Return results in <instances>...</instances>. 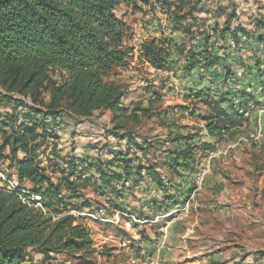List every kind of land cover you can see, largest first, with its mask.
Returning a JSON list of instances; mask_svg holds the SVG:
<instances>
[{"label": "trees", "instance_id": "1", "mask_svg": "<svg viewBox=\"0 0 264 264\" xmlns=\"http://www.w3.org/2000/svg\"><path fill=\"white\" fill-rule=\"evenodd\" d=\"M137 1L0 0V87L4 91L2 96L12 100L15 109L11 115L1 112L0 162H9L19 187L29 190V196H40L42 205L36 206L37 201L31 198L24 202L20 192L8 191L0 179V264H26L33 260L31 250L40 256L41 264H60L57 258L62 253L83 263L93 261L97 249L92 232L68 207V200L83 196L80 184L91 183L96 185L95 192L100 191L92 169L97 170L103 188L123 177L127 182L135 177V185L142 179L143 170H148L157 184L162 183L156 169L134 164L125 153L111 161L78 156L75 151L64 154L55 130L67 111L88 119L96 111L108 110L116 137L126 129L127 121L136 124L155 114L171 121L167 111H155V103L163 101L160 92H151L145 106L138 102L127 108L123 105V88L107 79L115 68H127L130 64L134 53L130 41L136 32L118 15V10L132 6L142 11ZM141 1L149 6V12L160 10L167 19V25L160 27V36L142 41V57L157 70L174 71L182 82L185 99L195 108L198 104L208 108L197 118L205 122L210 136L225 139L245 122L250 104L264 107V57L254 52L255 56L245 61L229 52L244 39L264 43V21L255 22L252 31L232 28L231 13L223 29H216L223 40L230 34L234 44L219 46L218 41L211 40V33L201 31L205 23L194 15L200 0ZM186 38H190V46ZM227 58L231 65L224 64ZM234 63L244 69L239 92L222 88L228 79L237 77ZM251 87L258 89L257 95L248 90ZM14 93L31 100L26 106L29 110L18 111L26 101L13 97ZM191 110L198 114L197 109ZM124 133L144 154L157 149V142H138L133 128ZM172 134L179 144L168 165L173 167L176 163L175 172L180 167L193 171L197 162V133L184 135L175 129ZM204 145V150L215 148ZM45 149L50 150L46 157ZM114 162L121 169L118 173L105 169ZM87 204L75 206L79 211L83 206L90 207Z\"/></svg>", "mask_w": 264, "mask_h": 264}, {"label": "rangeland", "instance_id": "2", "mask_svg": "<svg viewBox=\"0 0 264 264\" xmlns=\"http://www.w3.org/2000/svg\"><path fill=\"white\" fill-rule=\"evenodd\" d=\"M200 3V6H202L201 10L196 11L194 15L203 19L205 23L201 26V31L211 33L212 36L215 35L216 42L222 37L221 34H217V29H223L229 18V13H234L231 21L232 28L242 27L252 31L255 22L264 21V0H200ZM137 5L142 7L143 10L136 11L132 6H122L118 10V15L135 30L144 23L141 21L143 18L147 19L144 17V14H146L144 10L149 9L145 7L144 2L141 0L137 1ZM227 7L231 9L229 13L223 11ZM220 16H223V18ZM139 40L140 36L137 35L130 41V45L134 46V53L130 59L129 66L127 68H115L107 76V79L123 88L125 91L123 105L127 108L133 107L138 102H143L145 106L151 92H160L163 95V101L155 103V111L157 113L167 111L170 114L169 116H172L171 121L164 120L162 114H155L151 119H140L136 124L127 121L126 129L120 130L119 136L116 137L112 133L114 122L108 110L96 111L88 119L79 118L72 112L67 111L66 115L63 116V122L58 127H55V130L60 135L59 148L63 149L64 154H70L75 151L78 156L85 157L86 155L91 157V159L100 157L103 161H111L118 154L125 153L124 155L127 154L134 164H141L142 167L147 165L156 169L157 177L161 178L162 183L160 185L157 184L153 180L154 178L148 174V170H143L142 179L135 185H133L135 177L129 179L128 182L123 177L112 183L105 184L103 188L104 184L98 180L99 174L97 170L92 169V176L97 180L100 191L95 192L96 185L82 183L80 184L79 192L83 196L79 198L73 197L68 200V207L71 213L82 218L85 225L90 228L97 253L93 261L84 263L75 256L62 253L57 258V262L60 264H132L128 258L125 259L123 249L133 245L135 241H141L142 236H139L141 232L152 234L155 230L151 229L159 227L162 220L166 221L176 214L186 213L190 211L193 205L195 206V203H200L202 196L199 194L204 189L206 178L210 174L216 177L215 181L217 177H221L224 180V182H216V184L223 183L220 186L222 195H229L233 189L234 192L236 190L242 191V197L249 195L251 192V196L256 194L254 197L255 209H264L262 208L264 205V146L257 141L247 139L239 142L236 147L227 149L229 145L236 143L240 137H246L249 132L255 129H249L248 118L241 126V130L247 131V133L240 135L236 141H228L229 143H223L222 147H218L216 145L219 142L218 140H216L215 144L210 140L213 136L210 139H205L202 131V129H206L205 122L202 120L203 124H201V119H197V117L207 113L208 108L202 104H198L195 108L190 100L185 99L182 82L174 74V71H167L172 73L171 76L165 73L166 71H153L150 68L151 64L148 61L147 63L144 62L139 56ZM189 40L190 38L186 39V41ZM222 41L228 47V42L223 40V38ZM246 42L245 39L242 41L241 49V57L245 61H248L247 57L249 55H254V52H257V50H253L254 47H258L260 57H264V43L258 44L254 41V47L252 46L250 50ZM219 43L221 44V40H219ZM263 66L264 64H262L261 68ZM175 80L179 84L175 83ZM3 92L0 87V118H2L1 112L12 114L15 110L14 102L5 99L2 96ZM251 93L257 95L253 91ZM13 97L27 102L18 110L19 112L22 113V110H29L26 106L31 104V100L17 93H14ZM44 100L47 103L49 97L46 96ZM190 108L197 109L196 113L198 114L194 115ZM186 109H188V112ZM188 117L190 121H194L193 124H186L188 123ZM130 128L134 129L133 137L138 142H157V149H150L148 154H144L134 143L130 142V138L124 133L125 130ZM172 129H178L184 135L197 133L198 142L196 145H198V148L195 151L197 162L195 169L191 172L184 167H180L178 169L179 172H175L173 169L176 165L175 162L174 165L172 164L173 167L168 165V161L173 159V152L178 149L177 144H179L174 141ZM158 141L161 143H158ZM1 143L2 133L0 132ZM204 144H211L215 148L204 150ZM8 151L7 149L6 152ZM48 153H50V150L45 149V154L43 155L46 157ZM44 156V163H46ZM8 163V161L0 162V172L6 177L15 178L14 168L10 167ZM206 166H208V172L203 176L200 184L198 183V176L201 175ZM105 169H108L110 173H118L121 170L116 162L110 164L109 168L105 167ZM182 172H185V174H178ZM174 176L180 177L181 180L174 182ZM185 176L190 178L185 179ZM187 185L188 188H186ZM182 188L187 189L185 194L180 191L183 190ZM209 190L214 191V194L219 191L217 187ZM177 196L180 197L177 199ZM242 197L238 200L235 199L236 202L234 203L232 202L234 201L233 198H230L231 201L228 202L224 201L229 198H223V202L226 203L223 206L237 205L238 201L241 207H246L248 204H245L244 201L250 198ZM218 201L216 200L215 202ZM76 203L80 205L88 203L90 207L83 206V209L78 211L79 208L75 206ZM203 208H206V206ZM162 214L165 215L162 216ZM241 215L245 217V220L248 219V223H252L249 228L243 231V234L245 233L252 240L246 241L244 235L240 236V240L238 239V242L242 244L236 247L242 253V259L239 264H264V226H262L264 214L260 212L246 214L245 210H243ZM237 221L245 223L244 218L238 220L237 217ZM158 233L156 231V234ZM31 255L33 260L26 264H41V258L34 250H31ZM247 259H249V262L245 263Z\"/></svg>", "mask_w": 264, "mask_h": 264}, {"label": "crops", "instance_id": "3", "mask_svg": "<svg viewBox=\"0 0 264 264\" xmlns=\"http://www.w3.org/2000/svg\"><path fill=\"white\" fill-rule=\"evenodd\" d=\"M145 7L149 8L148 5H145ZM201 7L202 6H199L197 11H200ZM230 10L231 9H229V7L223 9V11H226L227 13H229ZM144 11L146 12V14H144V17H146L147 19L143 18L141 21H143L144 23L141 24L137 30H135L137 35L140 36V42L148 39L149 37L160 36V33H162L160 27H165L167 25L166 15L162 14L160 10H157L155 13H151L147 9H145ZM220 17L223 18V16ZM137 35H135V37ZM211 40H215V35ZM219 40H221V44L219 43ZM225 40L228 42V44H234V41L231 39L230 34ZM217 41L219 43V46L224 44L222 38H219ZM254 41L255 40L251 38L246 42L248 49L251 50ZM186 43L188 44V46H190L189 41H186ZM233 47L234 48H231L229 52L233 53L234 55L237 54L238 56H241L242 43H239L237 47L233 45ZM255 49H258V47H254V50ZM221 51L222 50H220V54L223 55V52ZM257 53L259 52L257 51ZM250 56L251 55H249V57ZM227 60L228 61H225L224 64L231 65V59L227 58ZM233 66L237 71V77H235L234 79L242 81L241 79L243 78L242 76L244 74L243 67L237 63H234ZM219 69L221 68L219 67ZM261 71L262 73H264V66L263 68H261ZM257 88L251 87L248 88V90H251L257 94V90L260 89V87L258 89ZM186 111L188 112V109H186ZM246 116L249 120V129L253 130L258 124H260L264 129V107L262 108L250 104L248 106V114ZM189 119L190 118L188 117V123L186 124H193L194 121H190ZM201 122V124H203L202 120ZM204 129H202L203 136L205 137V139H210L211 136L208 134L207 130ZM243 133L246 134L247 131L244 132L241 130V127H239L238 129L232 131V135H228L229 137L226 135L225 139L218 140L221 144L218 142L216 145L218 147H222L223 143L227 144L228 141H236L238 137H240V135H242ZM210 140H212V143L215 144L217 139L212 137V139ZM189 178L190 177L185 176V179ZM215 178L216 177H213V174L207 176L204 189L199 194L202 196L201 202L195 203V206L193 205L190 211L186 213L176 214L172 216L171 219H168L166 221L162 220L159 227L151 229L155 230L152 232V234L141 232L139 234V236H142L141 241H135L133 242V245H130L123 249V255L125 259L128 258L129 262H131L132 264H239V261L242 259V253L236 248L237 245L240 244L238 242V239L240 240V236L244 235L246 241L252 240L248 235H246L245 233L243 234V231H245L246 228H249L252 223H248V219L245 220V217L241 214L243 210H245L246 214H252L253 212H260L261 214H264V209H255L256 205L254 203V197L256 194L251 196V192L249 195H244L242 197V191H237L235 189L236 191L234 192L233 189L229 195H222L223 193L220 191V186H222L223 183L216 184V182H224V180H222L221 177H217L215 181ZM173 179L174 182H176L177 180H181V178L177 176H174ZM213 187H217L220 192L218 191V193L214 194V191L209 190ZM186 188H188V185L186 186ZM186 188H182L183 190L180 191L185 194L187 190ZM179 197L177 196V199ZM241 197L250 198L247 201H244L245 204H248L246 207H241L239 205L240 202L238 201L237 205L233 204L232 206H223L224 204H226L224 202L231 201L230 198H233L234 201L232 202L234 203L236 202L235 199L238 200ZM223 198L229 199L223 202ZM216 200L219 201L215 202ZM204 206H206L207 209L203 208ZM219 207L222 208L218 210L217 208ZM262 208H264V205L262 206ZM164 215L162 214V216ZM237 217L238 220L244 218L245 223H239L237 221ZM262 226H264V223H262ZM156 231L159 233L156 234ZM142 249L144 250V252L148 253L150 258L149 260H147L146 257H144L145 255L142 254ZM248 260L249 259L245 260V263H248Z\"/></svg>", "mask_w": 264, "mask_h": 264}, {"label": "built area", "instance_id": "4", "mask_svg": "<svg viewBox=\"0 0 264 264\" xmlns=\"http://www.w3.org/2000/svg\"><path fill=\"white\" fill-rule=\"evenodd\" d=\"M142 42H140V45H141ZM141 49V48H140ZM139 49V52H140V58L147 63V61L145 60V58L142 57L141 53L142 51ZM150 68L153 70V71H157L156 68H154L153 66L150 65ZM167 74H169L170 76L172 75L171 72H165ZM177 81L175 80V83ZM174 83V82H173ZM177 84H179L177 82ZM224 90H234V91H237L239 92L241 89H242V82L237 80V79H234V78H231V79H228L227 82L223 85L222 87ZM247 139H251V140H254V141H257L260 145L264 146V131H263V128L260 124H258L256 126V128L249 132L248 135L246 137H240L236 143L234 144H231L227 147V149L229 148H233V147H236L238 145L239 142H241L242 140H247ZM208 172V166L205 167V169L202 171L201 175L198 176V183L201 184L202 180H203V176ZM0 179H2L4 181V184H5V187L8 191L10 192H14V191H18L20 192V197L21 199L24 201V202H28L29 201V198H31L32 200H36L37 203H36V206L38 207H42L41 203L39 202L40 201V196L38 195H32V196H29L31 193L29 190H27L26 188H21L19 187V184L17 182V180L12 177V178H9V177H6L5 175L1 174L0 172ZM142 254L145 255L144 257H146L147 260H149V255L148 253L144 252V250L142 249Z\"/></svg>", "mask_w": 264, "mask_h": 264}]
</instances>
